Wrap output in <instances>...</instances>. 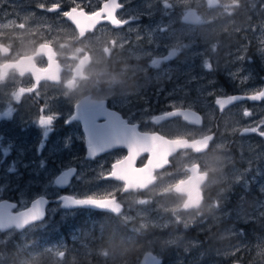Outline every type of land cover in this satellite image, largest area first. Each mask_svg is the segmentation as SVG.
Returning <instances> with one entry per match:
<instances>
[{"label":"flooded vegetation","instance_id":"af4514ba","mask_svg":"<svg viewBox=\"0 0 264 264\" xmlns=\"http://www.w3.org/2000/svg\"><path fill=\"white\" fill-rule=\"evenodd\" d=\"M23 1L24 0H0V44H12L13 52L18 50L30 51L32 47H34V45L28 43L31 38L30 35H22L21 38L18 39L14 35V33L18 35L24 31V29H20L18 27L20 23L25 24L26 30V27H28L31 22L34 23L38 18L41 20L37 21L42 24H46L47 21L56 22V14L59 13L48 12L39 7L42 3L45 4L46 7L51 6L54 0H30L29 4L21 6L20 4ZM62 1L63 0H60L62 4L61 10L63 11L69 10L73 6L62 3ZM86 1H89L88 5L85 7L86 11L97 9L103 2V0ZM124 2L125 8L118 10V15L127 17L132 14H138L140 15V19L131 25H126L123 29L117 30H113L110 24L103 22L100 25H97V29L94 30L95 35H98L97 37H107L112 39L117 35H120L124 37L126 44L124 49H114L110 58H106L98 47L92 50L86 49L88 55L91 56L92 59L84 70L86 73L91 75H89L88 80L80 82H85L86 88L84 90L77 93L76 89L75 91L70 92L67 98H65L62 95V86L56 85L52 81L42 80L37 87V91L40 93L39 101L34 102L35 94H25L22 97L20 104H15L13 102V106L16 110L13 112L11 119L0 116V204L4 202H7L8 204H16V208L5 210L11 211L13 214L18 211L25 210L24 207L21 208L19 202L22 191L26 190V192H30L29 188H33L30 180L40 179L42 177V166L40 165H38L39 168L37 171L30 172L35 165L32 153H42L46 147H50L53 149V152L62 155V158H58L54 163L47 161V164L55 165L59 162L60 165L58 166L59 171L56 172L53 179L54 184L56 178L70 167H74L77 170V174H80L82 169L85 170V174L82 176L81 180H76L74 177H70L69 184L71 187L65 186L61 191V194L86 193L88 195H103L106 191H115V187L122 184V182L105 180L98 178V176L102 171L106 172L116 159L127 155V148L118 146L113 149L101 151L93 159H86L88 151V132L85 130L84 122L82 120H77L70 124H65V117L63 116L54 122V130L49 132L48 136L45 137L44 128H41L39 124L35 122H29L30 120L37 118L39 114L38 110L45 100L53 103L54 110L62 111L64 116H67L68 113L72 111V105L69 101L89 103L92 101L104 100L105 109L108 112L113 113L115 117H119L123 120L126 127L132 128L135 126L137 132L141 134H151L155 132L160 135H164L168 139H173L177 135H183L184 138L189 140L201 138V135L199 136L194 134L191 129L195 130L203 127L204 122L202 115L201 124L190 125L183 119V116L168 117L166 116V113L173 110L171 103L174 101H181L183 104L191 101H207L208 99L199 95L200 93L198 94L197 91L198 89L202 90L206 86H209V83H207L205 79L195 82L192 81V85L191 83H187L185 81L182 82L179 80L180 82H178V78L177 76L175 77V75L173 76L174 79L166 77L162 81L157 80V73L163 72L161 67L164 66L160 65L159 68H154L149 66L151 62L147 64L150 57H153L154 54L149 55V57H140V59H136L137 55H130L131 53H139L141 51L139 49L142 46L144 49H147L149 46L146 43L149 38V34L147 33L149 31V27H147V25H150L153 20L157 21V19L166 21L168 16L170 20H172L174 9H178L177 6L172 0H169V3L172 4L173 7L167 9L168 15H165L162 0H154L151 3L148 2L149 6L154 9H158L159 12L155 14L151 11V7L142 8V4H146L143 0H131L128 2L124 0ZM217 3L221 6L223 5L222 0H217ZM192 7L195 8L197 13L202 17L207 11L217 12L221 10V7H209L207 0H200L199 6L193 4ZM261 8L262 0H258L254 10L247 9L235 11L231 14V19L241 25L248 26L249 28V26H252L255 23L259 24L264 19V12L261 11ZM143 9L144 11H142ZM178 12L180 20L175 23V27L177 29L180 28L181 25L195 27L200 24L190 23V21H185L183 19V17L188 14V9L183 12ZM148 13H151V15L149 16ZM248 16L249 18L247 19ZM62 21L65 26L74 29L75 26L72 25L71 22L66 21L63 17ZM142 22L146 24H142ZM129 28H132L133 31H128ZM100 31L104 34H100ZM138 34L139 39L137 38ZM243 34L244 31H241L239 36L236 33L234 34V39L236 40L235 44L239 43V38H241ZM43 39L52 40V38L47 35L46 37H34L32 41H35L36 44H38L42 42ZM52 41L53 48L57 52L56 59L61 65L60 75L62 78H70L71 73L63 64L62 58L58 56V53H73L72 49L79 47L78 43L72 41L71 38L66 39V47L61 49L55 40ZM245 41L246 40H244V42ZM25 46H27V48H25ZM146 51L155 53V50L147 49ZM216 54H218V58H221L222 53ZM81 55H83V53H81ZM250 56L252 58H249ZM210 58L212 64L211 71L197 68L192 73L198 77L203 74L202 76H205L207 79L211 77H218L223 82V76L219 74V63H221L222 60H217L219 63L217 62L215 64L213 57L210 56ZM3 59V55H0V61H3ZM37 64L39 66H44L40 58H37ZM243 67L251 68V79L247 84H250L254 77L262 81L259 88L248 95H252L255 92L263 90L264 58L261 57V54L248 53ZM136 68L137 70L133 71V69ZM138 69H143V71H139ZM96 73H100L101 75L97 76ZM113 77L115 78V82H113ZM239 77H243V75L241 74ZM144 82H146L145 87H143ZM32 83H34V80L29 74H26L24 77L16 75L15 79H13L10 74L8 80L0 84V112L6 110V105L9 102V96L7 93L12 92L17 87H30ZM194 84H196L197 87H194ZM223 84L226 85V83ZM237 84L242 86L245 83L237 81ZM251 84H253V82ZM231 91V94L228 92L227 94L220 96L219 99L223 100L233 95L247 96L240 93L237 89H233ZM71 94L74 96H69ZM85 97H89L90 100H85ZM242 101L248 100H239L232 103L230 106ZM249 103L250 104L248 105L252 106L262 105L264 104V100ZM106 119L107 117L101 116L98 118L97 122L103 124L106 122ZM173 125H177L180 128L185 126V130H175L172 128ZM242 132L243 129L232 136L225 134V137L229 138V140L226 142L227 144H225L224 147L214 146L217 141L218 133L215 129L209 132V134H215V139L213 144H210L208 156L227 155L231 159L230 161L227 159L224 163L223 174L226 176V180L218 183H211V181L216 177L209 174L208 181L210 185L204 189L203 205L206 206L208 204L215 203L218 205L217 212L224 214L220 215L222 216V220L219 222V225L213 227L211 230V232H214L216 236L222 228L234 227L240 237L243 235L245 237L243 239H239V237H227L219 241H213L212 239H206L209 232L204 235H198V233L190 234L186 231V236H192L200 243L199 246H196V251L198 250V253H208V251H210L211 255L217 251L223 252L231 246L238 245L243 242H246L247 244L252 243L256 237L264 236V211L263 216L256 217V219L243 225L234 223L232 219L239 204L243 203V207L249 210L248 208H252L250 202H264V147L259 146V135L257 133H250V141L251 144H253L255 154L252 156V160H248L250 158L248 154L242 155L236 146L237 142L241 140L239 137L242 136ZM68 137H71V144L65 146L66 138ZM262 138L264 139V137ZM67 154L68 158L66 156ZM148 155L149 154L146 152L144 154H140L135 161V166L141 167L143 163H146ZM197 155L198 154L192 149H178L171 156H169L170 163L166 165L164 169L157 170L160 173L167 172L172 173L173 175H165L162 180L157 181V184L162 186L166 183L172 182L174 177L182 178V174L176 175L177 160L187 162L190 157L195 158ZM15 175H19L20 177H16ZM237 176H239V180H236ZM55 186L57 187V185ZM41 195L42 194L36 195L31 198L27 207H29L30 203L34 199L39 198ZM116 195L118 201L122 204L121 212L126 215L134 214L133 220L125 223L121 214L87 209L83 207H74L67 210L60 208L54 214L65 215L82 210L88 215L102 213L111 218H117L127 226L128 231L132 232L135 238L144 239L146 247L141 256L146 252H151L155 257L161 259L163 264H167L168 260H170L169 256L175 248L170 247V249H167L164 257H161L158 250H149V247H147L148 241H151L153 237L164 235L165 232H163L161 228L154 227L152 223H149L148 227L144 228L142 231L137 230V224L141 221V218L143 219V217L142 215L139 216L138 213L134 212V210L135 208L140 209L143 206L137 205L133 202L134 199H165L154 195L151 191L143 189L137 190L131 195L119 192ZM166 200L173 199L169 198ZM50 205L51 203L48 204L46 211H48ZM153 213L155 214L156 211H153ZM153 213H151V215H153ZM216 228L221 229L216 230ZM171 229L172 228H168L167 231H170ZM31 230L32 229L26 227L21 231H17L16 229H5L0 231V238L2 240L0 243V254L5 257L0 259V264H9L11 262L9 258L15 255L13 248L14 241L19 239V235L21 233H25L26 236ZM212 237H215V235ZM22 242L23 244H26L24 241ZM45 250L46 248H43V251ZM179 252L180 256L184 257V262L179 264H188L189 255L186 252H182V250ZM140 257L138 258V261ZM205 257L212 258L214 256L206 255ZM244 258L246 259L243 260L242 256L240 257V252H238L235 255H226L222 257L220 264H264V257L259 261H249L252 257L247 254Z\"/></svg>","mask_w":264,"mask_h":264},{"label":"snow or ice","instance_id":"6c2138e0","mask_svg":"<svg viewBox=\"0 0 264 264\" xmlns=\"http://www.w3.org/2000/svg\"><path fill=\"white\" fill-rule=\"evenodd\" d=\"M180 3L188 9V14L183 17L185 21L190 23H202L203 17L197 13L196 9L192 7L193 4L199 6L200 0H180ZM208 6L222 7L225 13L232 14L238 10H247L249 7L255 9L256 4L251 0H230L222 6L217 3V0H207ZM165 15H168L167 9L172 8L173 5L168 3V0H163ZM39 7L48 12H59L66 21L74 25L70 36L72 41L82 44V47L72 49L73 55L71 61L75 64L66 61L65 67L71 73L70 78H62L60 75L61 65L56 59L57 52L53 48V41L43 39L42 42L36 44L35 41L29 43L34 45L30 51L18 50L13 52L12 44H0V55H3V61H0V84L8 80L11 74L13 79L18 75L24 77L26 74L32 76L34 83L30 87H17L10 93L9 102L6 105V110L0 112V116L12 118L13 112L16 110L13 106L20 104L22 97L25 94H35V101H39L40 93L37 87L42 80L52 81L56 85L63 88L62 95L67 98L68 94L75 91L80 87L81 81H86L89 78V73L84 70L91 62L92 57L88 55V50L99 47L100 51L106 58H110L114 49H124L126 41L124 37L117 35L115 38L109 39L107 37H97L95 31L97 25L102 22L110 24L113 30L123 29L126 25H131L140 19V15L132 14L130 16L118 15V10L125 8L124 0H103L102 4L95 10L86 11L84 7V0H73V6L69 10L61 11L62 4L60 0H54L51 6L46 7L45 4H40ZM261 11L264 12V0H262ZM150 16L151 13H148ZM20 29H25V24L20 23ZM128 31H133L129 28ZM153 31L159 32L164 35V39L171 40V50L161 60L151 59L150 67L159 68L160 65L176 56H178L185 49L190 47V43L184 42L183 33L177 34L175 31H170L168 26L158 25L155 30H149L151 37ZM34 35L35 33H30ZM139 39V34L137 36ZM150 44L154 41L150 38ZM59 47L64 49L65 44H60ZM214 51L216 44H211ZM83 53V55H81ZM261 57L264 58V49H260ZM10 58V59H9ZM37 58H40L44 66L37 64ZM136 59H140L139 56ZM238 59L243 60L244 57ZM204 67L212 70V65L207 60L204 62ZM137 69H133L136 71ZM143 71V69H138ZM165 72H170L171 69H164ZM97 76L101 75L96 73ZM197 77L193 76L188 83L196 80ZM113 82L115 78L113 77ZM212 82L209 81V84ZM199 90V89H198ZM201 94H203L201 92ZM211 94V93H209ZM241 99H250L253 101L264 100V90L253 93L250 96H230L227 99L217 98L215 103L222 110L226 105ZM85 100H90L85 97ZM72 111L64 116L62 111L54 110V105L48 100L43 101L39 108L38 116L29 122L39 124L44 128L45 137L49 132L54 130V122L59 120L62 116L65 117L64 123L70 124L73 121L82 120L84 122L85 130L88 132V151L86 159L95 158L101 151L113 149L118 146L127 148V155L116 159L106 172H101L98 178L105 180H114L122 182L121 185L115 187V191H106L103 195H88L86 193L78 194H61L65 186L71 187L69 178L74 177L76 180L82 179V174H77L74 167L68 168L63 171L60 176L55 180L56 191L51 194L45 193L38 199L31 202V207L22 204L25 210L18 211L13 214L11 211L5 209L16 208V204H8L4 202L0 204V231L5 229H35L37 227H46L47 221L45 220L46 210L43 205L56 204L57 207L63 209H71L73 207H93L102 210H107L112 213L121 214L123 220L127 223L130 216L121 212L122 204L117 199V193L129 194L137 190H148L154 195L169 199L172 198L175 202L174 207H165L164 211L170 212L175 219V223H183L184 227H189L190 221L184 220L181 216V210L191 212L195 211L200 214L203 201L204 189L210 184L208 181L209 174L216 177L211 183H218L226 180L223 174L225 161L219 157L208 156L210 151V144H213L215 134L207 132L201 134L200 139H186L183 135H177L173 139H168L164 135L158 133H139L135 126L132 128L126 127L124 121L119 117H115L113 113L105 109V101H92L89 103L71 102ZM245 117L251 116L252 112L247 109L244 110ZM107 117L106 122L100 124L97 122L98 118ZM166 116H183L185 121L191 124H201V118L195 113L191 112L190 107L179 108L175 105L173 110L166 113ZM160 119V118H156ZM235 131V129H234ZM247 133H257L260 137H264V120L259 121L256 126L245 127L242 135ZM71 144V137L66 138L65 146ZM219 147H224L221 144ZM178 149H192L198 155L195 158L190 157L187 162L177 160L176 175L182 174V178H173L172 182L164 185H158L157 181L162 180L165 175L172 176V173H160L158 169H164L170 163L169 156H171ZM148 153L147 162L143 163L141 167L135 166V161L141 153ZM230 161V157L227 158ZM14 171V170H10ZM219 174V175H218ZM239 180V176L236 177ZM133 202L141 206H150L151 201L146 199H134ZM218 205L210 204L209 208H216ZM56 208H53L54 212ZM142 211H150V208H144ZM39 222V223H37ZM147 223L140 226V231L147 227ZM231 233V229L227 230ZM151 243V242H150ZM177 244V239H163L160 241V252L163 254L169 247ZM187 250V248L185 249ZM237 250H239L237 248ZM228 253L225 252V255ZM264 256V249L259 253ZM59 255L63 256L64 253L60 252ZM151 256V253H149ZM152 264H163L161 259L153 256L151 257Z\"/></svg>","mask_w":264,"mask_h":264},{"label":"rangeland","instance_id":"374dc122","mask_svg":"<svg viewBox=\"0 0 264 264\" xmlns=\"http://www.w3.org/2000/svg\"><path fill=\"white\" fill-rule=\"evenodd\" d=\"M125 1L128 2L131 0ZM153 1L154 0H143V2H146V4H142V8L151 7L149 6L148 2L151 3ZM172 1L178 8L174 9L172 20H170L169 16L166 21L159 19H157V21L153 20L151 21L150 25H147V27H149V30H155L158 25L168 26L170 31H175L177 34L183 33L184 42L190 43V47L185 49L178 56L162 63L161 65L164 66L161 67L163 69V72L157 73L156 79L160 81H162L166 77H171L172 79H174L173 76L175 75V77L177 76L178 78V82L185 81L188 83V81L191 80L193 76L197 77L196 80H192L194 82L202 79H205L207 83L211 81L212 83L209 84V86H206L204 89L197 91L198 94L200 93L199 95L204 96L205 99H208L207 101H191L186 104H183L181 101H174L171 103V105L185 108L190 107V110L202 115L204 122L203 127H201L200 129L197 128L195 130H191H193L194 134L200 136L202 133H209L211 130L215 129L218 133V137L214 146L219 147L221 144L225 146V144H227L226 142L229 140V138L225 137V134H228V136L235 135L245 127L256 126L259 121L264 120V104L252 106L248 105L250 104L249 101H242L223 109L222 112H219L218 108L215 105V100L217 98L227 94L228 92L231 94V90L233 89H237L238 91H240V93L248 95L249 93L256 91L261 85L262 81L258 78H255L254 76L252 80L253 84H251L252 82H250V84H247L251 79V68H245L243 66L246 62V55L248 53H260V49H264V19L259 24L255 23L254 25L249 26L248 28V26L241 25L240 23L231 19V14L225 13L223 8L221 7V10L217 12H205V14L203 15V22L200 23L198 26L189 27L181 25L180 28L177 29L175 27V23L180 20L178 11H186V8L180 3V0ZM29 2L30 0H24L20 5H27L29 4ZM229 2L230 0H222L223 4ZM251 2H254L257 5L258 0H251ZM62 3L73 5V0H63ZM88 3L89 1L84 0V7H86ZM248 9L254 10L251 7H249ZM142 11H144V9ZM151 11L154 14L159 12L158 9L154 8H152ZM56 18V22L47 21L46 24L39 23L37 20L41 19L38 18L34 23L31 22L32 24L30 23V25L26 27V30L24 29L21 34L17 35L16 33H14V35L17 39L21 38L22 35H30L31 38L29 42L32 41L34 37L39 38L41 36L46 37L47 35H49L52 40H55L59 45L65 44L66 39L71 38L70 33L72 31V28L65 26L64 22L62 21V15L60 13L56 14ZM248 18L249 16L247 17V19ZM142 24L146 23L142 22ZM241 31H244V34L241 36V38H239V43L235 44L236 40L234 39V34L236 33L239 36ZM30 33L35 34L31 35ZM147 33L149 34V31ZM100 34L104 33H101L100 31ZM164 35L165 34H161L155 31H153L151 37L149 35V38L146 42L147 45H149L147 49L155 50V53H150L146 51L147 49H144V47L142 46L139 49L141 50L139 53H131L130 55H137L139 57H149V55L154 54L153 57H150L147 64L151 62V59L161 60L165 55L169 53V51L171 50V45L173 43L171 40L164 39ZM150 38L154 41V43L150 44L148 42ZM244 40L246 41L244 42ZM213 43L216 44V48L214 51L211 48V44ZM78 46L82 47L83 45L78 43ZM25 48H27V46H25ZM216 53H222L221 58H218V54ZM72 55L73 53H58V56L62 58V62L64 65L66 61L68 63L75 64V61H71L70 59ZM210 56H212L213 60H215V64L220 59L222 60L221 63H218L220 69L219 74L223 76V82L218 77H211L207 79L205 76H202L203 74L198 77L197 75L192 73L197 68L206 71H211L204 67L205 60H207L208 63L211 64ZM239 57H244V59L240 60L238 59ZM249 58L252 57L250 56ZM164 69H171V71L165 72ZM241 74L243 75V77H239V75ZM237 81H240V83L244 82L245 84L241 86L240 84H237ZM223 83H226V85H224ZM80 84V87L76 90L77 93L81 92L86 88L85 82ZM145 86L146 82L143 83V87ZM193 86L197 87L196 84H194ZM201 92L203 94H201ZM69 96L73 97L74 95L71 94ZM245 109L252 112V115L245 117L243 115ZM172 128L178 131L185 130V126H183V128H180L177 125H173ZM188 132L191 133L190 131ZM250 135V133L242 135L241 137H239V139L241 140H239L236 144L242 155L248 154V156L250 157L248 160H252V156L255 154L253 150V144H251L250 141ZM258 142L259 146L264 147V139L262 137H260V141L258 140ZM32 156L34 157L35 165L34 168L30 170V172L37 171V169L39 168L38 165H40L42 166V177L40 179L30 180L31 185L33 186V188L31 189L29 188L30 192H26V190L22 191V194L19 199L21 208H23L22 204L27 205L31 198L36 195H43L45 193L51 194L52 192L56 191V186L53 182V179L55 177L56 172L59 171L58 166L60 165L59 162H57L55 165L47 164V161H51L52 163H54L58 158H62V155L53 152L52 148L46 147V149H44L42 153L35 152L32 153ZM66 156L68 158V154ZM215 157H219L226 161L229 156L216 155ZM80 174L84 176L85 170L82 169ZM15 176L20 177L19 175ZM146 200L151 201L150 206H143L140 209L135 208L134 210V212L138 213L139 216L142 215L143 217V219L141 218V221H139L137 224V230H139L142 224L147 223V225H149V223H152L154 227L161 228L162 231L165 232L164 235L159 234L160 236L153 237L151 241H148L147 247H149V250L151 251L158 250L160 252V241L163 239H177V244L171 246L175 249L171 252V255L169 256L170 260H168L167 264H179L184 262V257L180 256L179 251L181 250L182 252H186L189 255L188 264H196L198 262V264H220L222 257L226 256L225 252L228 253L227 256L235 255L236 253L240 252V257L242 256L243 260H245L246 258L244 257L249 254L252 257V259L249 261H259L264 257L259 254L261 250L264 249V236L256 237L252 241V243L247 244L246 242H243L238 245L231 246L223 252L217 251L211 255L210 251H208V253H198L196 251V246H199L200 243L197 241V239L195 240L192 236H186V231L190 234L198 233V235H204L205 233L209 232L206 239H212L213 241H219L227 237H239V239H243L245 236L243 235L242 237H240L234 227H227L222 229L219 228L221 230L216 228V230H219L217 236L214 232H211L212 228L219 225V222H221L222 216L220 215L224 214L221 212H217V207L209 208L210 204L206 206L203 205L200 214H197L196 212L192 211L187 212L181 210L180 214L182 218L184 220L190 221L189 227L185 228L183 223H175V219L172 214L170 212L164 211V208L161 207V204H164L165 207L169 208L174 207V200H158L153 198ZM250 204L252 205V208H248L249 210L243 207V203L239 204L233 214L234 217L232 219L234 223L243 225L249 221L256 219V217L263 216L264 202H250ZM53 208H56L54 212L52 211ZM144 208H150V211H142ZM59 209L60 207H57L56 204H51L48 208V211L50 213H55ZM153 211H156V213L154 214ZM151 213H153V215H151ZM127 215L132 218L130 220L134 219V214ZM168 228L172 229L170 231H167ZM229 229L232 230L231 233L227 231ZM214 235L215 237H212ZM24 239L25 233H21L19 235L18 240H15L14 238L15 241L13 244V248L15 249V255L9 258L12 262H10L9 264H46L43 258H54L55 255L58 256L59 252L62 250L61 246H57L54 248L52 247L50 249H47L45 251L30 252L28 250L29 247L27 246V244H23L22 242L24 241ZM1 241L2 240L0 238V243ZM186 248L187 250H185ZM237 248L239 250H237ZM168 249H170V247ZM10 251L13 252L12 250ZM164 255H166V251L163 253V256L161 254V257H164ZM206 255L214 257L206 258ZM1 258L5 257L0 254V259Z\"/></svg>","mask_w":264,"mask_h":264},{"label":"trees","instance_id":"16d2710c","mask_svg":"<svg viewBox=\"0 0 264 264\" xmlns=\"http://www.w3.org/2000/svg\"><path fill=\"white\" fill-rule=\"evenodd\" d=\"M45 220L47 226L32 229L24 242L30 252L61 246L64 255L43 258L46 264H136L146 247L144 239L106 214L49 212Z\"/></svg>","mask_w":264,"mask_h":264},{"label":"water","instance_id":"95a60500","mask_svg":"<svg viewBox=\"0 0 264 264\" xmlns=\"http://www.w3.org/2000/svg\"><path fill=\"white\" fill-rule=\"evenodd\" d=\"M263 90H264V88H263ZM247 96H250V95H247ZM247 96H242V97H247ZM227 99V98H226ZM241 100H248L249 102H259V101H261V100H256V101H253V100H250V99H241ZM239 101V100H238ZM235 102H237V101H235ZM234 103V102H233ZM232 103H230V104H228V105H226L223 109H225V108H227L228 106H230ZM215 105H216V107L218 108V110L219 111H223V109L221 110L220 109V107L215 103ZM191 112H195V111H192L191 110ZM200 118H201V115L199 114V113H197V112H195ZM188 124H190V125H196V124H191V123H189L188 121H186ZM141 154H144V153H141ZM40 198V197H39ZM38 199V198H37ZM47 206H48V204L47 205H43L42 207H44L45 208V210H47ZM29 207H31V203H30V205H29ZM74 208V207H73ZM83 208H87V209H93V210H99V211H107V210H102V209H99V208H93V207H83ZM15 214V213H14ZM117 214V213H116ZM46 217V216H45ZM37 223H39V222H37ZM17 231H21V230H23V229H16ZM149 253H151V252H146V253H144L141 257H140V259H139V261H138V263L137 264H152V261H151V257H153L154 255L151 253V256H149Z\"/></svg>","mask_w":264,"mask_h":264},{"label":"bare ground","instance_id":"6f19581e","mask_svg":"<svg viewBox=\"0 0 264 264\" xmlns=\"http://www.w3.org/2000/svg\"><path fill=\"white\" fill-rule=\"evenodd\" d=\"M47 212H48V211H46V216H47ZM45 218H46V217H45ZM239 242H240V241H239ZM207 245H208V244H207ZM197 251H198V250H197ZM47 254H48V253H47ZM55 256H56V255H55ZM226 260H227V259H226ZM224 262H225V261H224ZM230 262H231V261H230ZM228 264H229V263H228Z\"/></svg>","mask_w":264,"mask_h":264},{"label":"clouds","instance_id":"9594fccd","mask_svg":"<svg viewBox=\"0 0 264 264\" xmlns=\"http://www.w3.org/2000/svg\"><path fill=\"white\" fill-rule=\"evenodd\" d=\"M130 94V93H129Z\"/></svg>","mask_w":264,"mask_h":264}]
</instances>
